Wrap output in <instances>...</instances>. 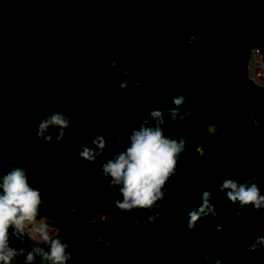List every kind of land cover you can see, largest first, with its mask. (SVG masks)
<instances>
[{
    "label": "trees",
    "instance_id": "16d2710c",
    "mask_svg": "<svg viewBox=\"0 0 264 264\" xmlns=\"http://www.w3.org/2000/svg\"><path fill=\"white\" fill-rule=\"evenodd\" d=\"M200 31L244 36L238 44L189 41ZM252 46L264 54V0H0V154L13 152L0 159L2 171L20 155L16 167L41 193L37 219L67 245V264H205L210 255L222 264H264V250H246L264 237V209L233 205L219 190L231 179L256 183L264 195V90L247 77ZM114 60L139 87L120 90ZM179 95L186 98L180 112L191 115L172 122L168 110ZM152 110L164 111L165 136L183 138L185 150L160 207L122 212L101 165L105 155L126 150L133 128L145 119L154 125ZM58 111L71 121L67 135L56 143L58 130L50 127L52 142L42 145L38 125ZM207 127L223 132L201 156L199 130ZM98 135L104 155L83 161L81 147ZM204 191L217 215H202L189 229L188 214ZM93 211L109 218L107 237L93 231ZM81 223L83 237H63ZM32 227L23 244L9 230L14 249L47 251Z\"/></svg>",
    "mask_w": 264,
    "mask_h": 264
},
{
    "label": "clouds",
    "instance_id": "9594fccd",
    "mask_svg": "<svg viewBox=\"0 0 264 264\" xmlns=\"http://www.w3.org/2000/svg\"><path fill=\"white\" fill-rule=\"evenodd\" d=\"M119 61H112L111 72L120 73L119 88L122 92H128L130 86L127 77L131 71H121ZM201 97H193L200 99ZM174 107L168 110L169 119L172 122L179 120L183 122L190 112H180V108L186 103L183 95L175 96L171 100ZM149 117L154 125H149L145 119L139 128H133L130 136L124 143L126 150L117 152L111 159L105 155L107 161L101 165V172L110 182L109 188H117L122 199L116 200L115 208L122 212H130L134 209H152L158 206L165 196V185L175 174L178 157L185 150V140H176L165 136L163 125L165 124L164 111L152 110ZM71 121L62 112H55L44 118L38 125L36 135L42 145L52 142V136L46 135L51 127L58 130L56 143H59L66 135ZM120 139L117 138L114 146H119ZM93 147L96 151H93ZM107 143L102 136H96L89 143H85L79 152V158L88 163H95L97 157L104 155ZM43 149V148H42ZM0 163V264H13V261L23 255L25 264H33L36 257L41 258L48 264H67L71 254L67 252V245L59 238L49 235L48 225L38 221L40 207L42 204L41 193L29 184L26 172L21 167H12L4 173ZM220 192L226 193L227 200L233 205L241 208L249 205L254 210L264 209V195L256 183H238L235 180L226 179L220 184ZM211 193L204 191L202 203L192 209L188 214L187 226L192 229L201 216L211 214L216 216L217 205L211 202ZM239 215V213H237ZM151 222L155 216H148ZM139 223L138 220L135 221ZM27 226H33L32 231L48 245L47 251L37 247L25 253L22 249L17 251L10 247L9 230L23 244L22 237ZM221 229H217L220 231ZM258 249L264 250V237H258L256 241L246 250L254 252ZM205 264H222L215 256L205 258Z\"/></svg>",
    "mask_w": 264,
    "mask_h": 264
},
{
    "label": "rangeland",
    "instance_id": "374dc122",
    "mask_svg": "<svg viewBox=\"0 0 264 264\" xmlns=\"http://www.w3.org/2000/svg\"><path fill=\"white\" fill-rule=\"evenodd\" d=\"M242 33L241 32H226V33H208L205 31H200L191 36L189 41L195 43V44H234L236 42L242 41ZM222 130L215 129L213 127H207L204 129L199 130L200 137L202 139V144L200 145V148L198 149L199 154L198 155H206V152L208 148H210L216 140L222 135ZM197 151V152H198ZM196 152V153H197ZM13 154L12 151L2 153L0 154L1 158L9 157ZM18 161L17 164L14 166L22 165L23 161L18 154L17 157ZM92 219L95 221L93 225V231L98 232L99 230L103 229V236L107 237L109 232V218L104 215L102 212H96L93 211L92 213ZM84 224L81 223L76 228H67L63 232L64 238H72L74 239V236L76 237H83V234L85 233ZM10 247L13 245V242L9 241Z\"/></svg>",
    "mask_w": 264,
    "mask_h": 264
},
{
    "label": "built area",
    "instance_id": "2783aa9c",
    "mask_svg": "<svg viewBox=\"0 0 264 264\" xmlns=\"http://www.w3.org/2000/svg\"><path fill=\"white\" fill-rule=\"evenodd\" d=\"M246 71L249 80L257 87L264 90V54L263 51L257 47L252 46L246 57ZM264 116V112H261ZM9 241L13 242L9 239ZM13 245L11 246L13 248Z\"/></svg>",
    "mask_w": 264,
    "mask_h": 264
},
{
    "label": "crops",
    "instance_id": "0c3cea01",
    "mask_svg": "<svg viewBox=\"0 0 264 264\" xmlns=\"http://www.w3.org/2000/svg\"><path fill=\"white\" fill-rule=\"evenodd\" d=\"M238 32H241L242 33V38L244 36V33L242 31H238ZM242 40V39H241ZM238 43H241V41L238 40V42L234 43V44H238ZM6 139V138H5ZM202 156V155H201Z\"/></svg>",
    "mask_w": 264,
    "mask_h": 264
}]
</instances>
